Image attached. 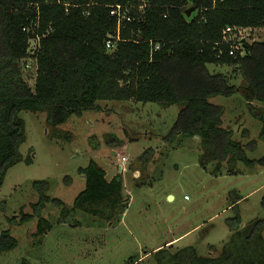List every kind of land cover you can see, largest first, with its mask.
Masks as SVG:
<instances>
[{
	"label": "trees",
	"instance_id": "16d2710c",
	"mask_svg": "<svg viewBox=\"0 0 264 264\" xmlns=\"http://www.w3.org/2000/svg\"><path fill=\"white\" fill-rule=\"evenodd\" d=\"M118 4L131 17L120 26L112 15ZM192 6L195 11L188 16ZM228 26L264 27V0H0V188L8 170L23 159L22 110L47 111L51 135L69 140L71 132L59 126L73 114L98 107V100L181 105L168 137L197 136L200 162L206 168L215 161V174L223 162L232 174L238 172L239 161L249 168L264 165V155L248 157L247 144L224 126V107L210 101L215 95L241 92L262 121L264 139V114L252 104L264 102V39L247 42L244 54H232L224 39ZM118 32L120 39L108 49L107 39ZM37 40L33 52L31 43ZM30 56L37 58L34 86L24 76V59ZM208 64L239 65L245 83H232L225 72L211 71ZM241 135L249 136V130L244 128ZM107 142L120 140L110 136ZM148 155L140 161H148ZM80 172L85 187L71 208L62 207L61 218L82 210L106 221L120 219L130 201L123 174L108 179L107 170L93 158ZM33 186L39 199L32 204L34 212L21 221L37 216L36 233L44 234L53 226L42 215L47 202L64 203L48 194V180H35ZM240 199L234 201L235 209ZM261 203L264 208V195ZM228 223L233 233L219 255H201L195 245L173 250L170 244L154 251L152 262L129 264H264V216L241 227L237 211ZM18 245L10 229L0 231V255Z\"/></svg>",
	"mask_w": 264,
	"mask_h": 264
},
{
	"label": "rangeland",
	"instance_id": "374dc122",
	"mask_svg": "<svg viewBox=\"0 0 264 264\" xmlns=\"http://www.w3.org/2000/svg\"><path fill=\"white\" fill-rule=\"evenodd\" d=\"M254 38L264 39V27H258ZM37 42L31 43L32 48ZM208 66L211 71L225 72L232 83H245L239 65ZM34 74V65H29L26 78L32 86ZM210 101L224 107V126L232 128L235 138L247 144L248 157H262V121L243 94H219ZM252 104L264 114V102ZM97 105L81 115L73 114L59 126L71 132L69 140L51 135L47 111H21L26 123V140L20 147L23 159L8 170L0 188V231L10 229L19 245L3 252L0 264L152 262L153 249L173 237L181 247L195 245L199 254L216 256L233 233L228 218L238 211L240 226L244 227L264 216V165L249 168L239 161L234 174L228 172L227 162H223L219 174L213 172L215 161L206 168L202 166L197 136L168 137L181 105L163 106L135 99L98 100ZM244 128L249 136L241 135ZM110 136L120 143H108ZM251 140L256 141L254 147L248 145ZM123 155L126 162L121 159ZM144 155H148V161L142 162L140 157ZM29 157L30 162L26 160ZM92 158L107 170L108 179L123 174L129 206L114 221L82 210L62 219V207L71 208L85 187L80 168ZM120 165L125 168L123 172ZM35 180H48V194L64 203L58 206L47 202L42 215L53 226L44 234L36 233L37 216L21 221L24 214L34 212L32 204L39 199ZM239 196L235 209L234 201Z\"/></svg>",
	"mask_w": 264,
	"mask_h": 264
},
{
	"label": "built area",
	"instance_id": "2783aa9c",
	"mask_svg": "<svg viewBox=\"0 0 264 264\" xmlns=\"http://www.w3.org/2000/svg\"><path fill=\"white\" fill-rule=\"evenodd\" d=\"M65 5L68 6L69 3H66ZM112 15L117 17L119 26L122 23V20H124V19L130 20L131 19V17L127 15V13L123 10V7L120 4L113 7ZM257 29H258V27H256V28L255 27L254 28H244V27H238V26H228L224 32V39L227 43H229L231 45L230 53L233 54L236 51L240 50L241 54H244L246 51V43L254 41L253 39H255L254 36H255ZM119 39H120V35L118 32V34L116 36H111L107 39L106 47L108 49H113L115 47V40H119ZM36 48H38L37 43H36L35 48H33V52ZM29 65H34V67H35V74L33 75L34 76V83H35L36 72H37V58L34 56H30V57L24 59V76H25V78H26V71L28 70ZM121 159L123 162L127 161V157L125 155H123L121 157ZM120 168H121L122 172H123V170H125V168L122 167V165H120Z\"/></svg>",
	"mask_w": 264,
	"mask_h": 264
},
{
	"label": "crops",
	"instance_id": "0c3cea01",
	"mask_svg": "<svg viewBox=\"0 0 264 264\" xmlns=\"http://www.w3.org/2000/svg\"><path fill=\"white\" fill-rule=\"evenodd\" d=\"M178 238L177 237H173L168 239L167 241H165L164 243L160 244L159 246H157L156 248L153 249V251L163 247V246H169L170 244H172L174 247H181L179 245H177V242H175ZM151 252L148 253V255H150Z\"/></svg>",
	"mask_w": 264,
	"mask_h": 264
},
{
	"label": "water",
	"instance_id": "95a60500",
	"mask_svg": "<svg viewBox=\"0 0 264 264\" xmlns=\"http://www.w3.org/2000/svg\"><path fill=\"white\" fill-rule=\"evenodd\" d=\"M193 11H195V7H194V6L190 7V8L188 9V11L186 12V14H187L188 16H190V15L192 14Z\"/></svg>",
	"mask_w": 264,
	"mask_h": 264
},
{
	"label": "bare ground",
	"instance_id": "6f19581e",
	"mask_svg": "<svg viewBox=\"0 0 264 264\" xmlns=\"http://www.w3.org/2000/svg\"><path fill=\"white\" fill-rule=\"evenodd\" d=\"M172 198V197H171Z\"/></svg>",
	"mask_w": 264,
	"mask_h": 264
}]
</instances>
